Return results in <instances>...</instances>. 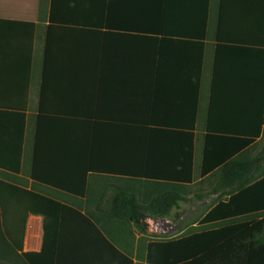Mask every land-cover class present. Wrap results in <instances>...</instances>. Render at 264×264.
I'll return each instance as SVG.
<instances>
[{
    "label": "crops",
    "instance_id": "crops-1",
    "mask_svg": "<svg viewBox=\"0 0 264 264\" xmlns=\"http://www.w3.org/2000/svg\"><path fill=\"white\" fill-rule=\"evenodd\" d=\"M54 3L57 15L51 23ZM225 3L221 13V0H210L205 31V0H0V19L36 25L29 93L27 76L15 60L17 53L8 50L9 59L0 63V162L11 167L21 162L19 173L3 175L10 183L32 189L30 170L39 110L59 118L57 129L68 136L66 142L59 133L57 160L74 162L71 156L78 150L70 142L74 129L71 122L95 117L104 41L105 50L111 53L105 59L103 88L107 93L103 100L132 102H127L125 109L123 103H108L111 106L102 112L100 133L104 138H120L125 132L121 128L125 117L133 120L129 131L133 140L126 150L89 145L85 154L90 150L98 159L97 155L107 149L111 157L116 156L107 160L119 170L136 172L147 166L162 168L169 164L181 167L179 158L172 160L169 156L182 153L172 139L180 135L177 132L181 128L189 130L196 120L194 178L181 181L189 184L188 192L176 209L179 219L165 218L170 221L169 231L164 235L148 232L146 241L141 242L133 222L111 215L115 193L110 185L127 189L130 185L133 189L136 180L92 176V192L85 195L86 201L59 195L70 206H83L94 224L81 229L75 218L67 217L60 264H136L141 262L138 254L146 249L147 239H177L192 233H188L190 229L199 231V223L208 212L230 197L232 188L222 187L221 176L200 177L197 165L202 158L210 100L213 121L228 134L237 132V120H264V0ZM93 23L119 26L116 30L120 33L78 27ZM136 26H144L148 34L136 35ZM23 110L26 129L22 137L19 112ZM250 129L241 127L240 131ZM243 152L247 154L235 167L245 170L254 163L252 172L264 173V122L260 136ZM235 176L234 171L231 179ZM37 189L44 191L41 186ZM30 222L38 225L42 240L43 217L29 213L24 247Z\"/></svg>",
    "mask_w": 264,
    "mask_h": 264
},
{
    "label": "trees",
    "instance_id": "trees-1",
    "mask_svg": "<svg viewBox=\"0 0 264 264\" xmlns=\"http://www.w3.org/2000/svg\"><path fill=\"white\" fill-rule=\"evenodd\" d=\"M225 2L226 0H221V13ZM209 4L210 0H205L203 23L205 31ZM163 13L167 15L165 9ZM56 15L54 3L50 15L51 23L55 22ZM78 27L113 29L112 31L120 33L116 30L119 26L109 24L93 23ZM105 32L111 34V32ZM147 34V28L136 26V35ZM0 35V63H3L5 58L9 59L8 50L13 49L17 53L15 60L23 68V74L27 76L26 86L29 93L36 25L31 22L0 19ZM103 44L95 117L91 120L80 117L71 122L74 129L71 130L70 142L72 146L76 145L78 150L71 156L75 159L74 162L61 163L57 160L58 154L55 150L60 143V132L57 129L60 119L51 116L53 114H43L40 110L37 116V131L30 170L32 189L25 190L3 177L7 172L19 173L21 162L18 161L15 167L0 162L2 167L0 170L3 171L0 173V177L2 176L0 178V264H60V243L67 217L75 218L81 229L92 225V222L90 214L84 211L83 206H70L63 202L59 195L73 196L82 199L83 202L86 201L85 195L92 192L90 185L92 176L122 177L129 180L128 182L136 180L133 189H130L129 183L126 184L129 185L127 187L130 190L125 186L110 185L115 193L111 200V215L133 222L136 225V232L141 234V242L146 241L144 237L148 232L146 219L166 217L179 219L176 209L184 200L189 187L188 183L181 181L190 182L194 178L196 120L192 121L189 130L181 128L182 130L177 132L180 135L172 139L174 145L182 148V153L169 156L172 160L179 158V164H183L181 167L173 166L175 164L162 168L147 166L135 172L132 169L119 170L115 165L110 164L107 159L111 160L116 156L111 157V153H107V149L104 148H123L124 150L129 148L133 140L129 136L133 120L129 121L124 117L125 122L122 120L121 128L125 132L120 138H104L100 133V126L104 119L102 112L106 107L111 106L108 103H123L125 109L127 102L130 105L132 100H103L105 98L103 94L107 93L103 88L105 59H109L111 53L105 50V41ZM16 70L19 72L18 69ZM212 102L213 100H210L208 116L205 120L202 158L197 165L198 175L200 177L221 176L222 187L232 188V193L227 200L217 203L200 221L199 231H191L192 233L177 239H147L149 243L144 247L146 249L140 255L138 254V260L141 262L136 264H264V173L255 175L251 169H254V163L250 164L251 168L245 170L235 167L238 160L247 154L243 152L244 149L260 136L264 120L258 118L249 121L237 120L235 122L237 132L228 134L221 129L222 127L218 128L213 121ZM19 113L20 133L23 137L26 116L24 110L23 113L21 111ZM241 127L253 128L249 132L242 133ZM67 128L68 126L65 125L66 130ZM63 136L67 142V134H61V140ZM170 140L164 139L166 142ZM66 142L64 145H67ZM89 145L94 148L104 146L103 152L97 155L98 159L90 150V153H84L85 147ZM54 155L55 159H53ZM177 162H179L178 159ZM234 171L237 176L231 179ZM38 186L43 187L44 191H39ZM107 187L108 184L105 188ZM55 194L58 195L55 196ZM29 213L43 217L41 247L37 252L24 251V236ZM110 246L122 255L114 246Z\"/></svg>",
    "mask_w": 264,
    "mask_h": 264
},
{
    "label": "built area",
    "instance_id": "built-area-1",
    "mask_svg": "<svg viewBox=\"0 0 264 264\" xmlns=\"http://www.w3.org/2000/svg\"><path fill=\"white\" fill-rule=\"evenodd\" d=\"M167 224H170L169 220ZM145 223L148 225V231L152 234H161L164 233L163 230H161V224L162 222L158 219L148 218L145 220ZM40 230L36 223L30 222L29 227L26 231V241H25V247L24 251L26 252H37L40 250L41 247V241H40Z\"/></svg>",
    "mask_w": 264,
    "mask_h": 264
},
{
    "label": "rangeland",
    "instance_id": "rangeland-1",
    "mask_svg": "<svg viewBox=\"0 0 264 264\" xmlns=\"http://www.w3.org/2000/svg\"><path fill=\"white\" fill-rule=\"evenodd\" d=\"M11 1H12V3H16V2H17V0H11ZM26 1H28V0H20L21 3L26 2ZM190 218H191V217H190ZM158 220H160V221L162 222V224H161V230H163L164 233H161V235H164V234H166V233L169 231V229H170L169 224H167L168 221H166V219H158ZM191 231H193V230L190 229V230L188 231V233L191 232Z\"/></svg>",
    "mask_w": 264,
    "mask_h": 264
},
{
    "label": "clouds",
    "instance_id": "clouds-1",
    "mask_svg": "<svg viewBox=\"0 0 264 264\" xmlns=\"http://www.w3.org/2000/svg\"><path fill=\"white\" fill-rule=\"evenodd\" d=\"M157 219H165V218H157ZM148 232H149V231H148ZM148 232H147V233H148ZM149 233H150V232H149ZM151 234H152V233H151Z\"/></svg>",
    "mask_w": 264,
    "mask_h": 264
}]
</instances>
